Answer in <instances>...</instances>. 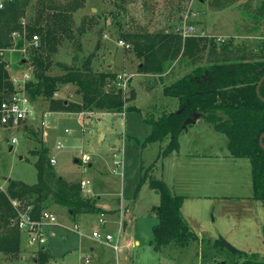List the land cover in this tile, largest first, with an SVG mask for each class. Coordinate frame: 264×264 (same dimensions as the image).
Instances as JSON below:
<instances>
[{
    "label": "rangeland",
    "instance_id": "rangeland-1",
    "mask_svg": "<svg viewBox=\"0 0 264 264\" xmlns=\"http://www.w3.org/2000/svg\"><path fill=\"white\" fill-rule=\"evenodd\" d=\"M220 1L125 0L122 10L113 0H84L83 7L73 13L75 25L79 24L83 16L90 15L96 16L98 24L82 35L79 51L74 49L73 43L63 42L52 56L53 63L70 65L73 55L78 51V65L92 55L93 70H110L116 75L126 74L130 77L129 88L132 87L135 92L134 99L127 102V105L136 107L138 111L89 114V117L84 112L67 114L53 111L50 118H43L42 113L48 109V102L33 100L32 105L37 112L35 119L1 134L0 188H5L7 180L34 184L37 180L34 167L36 156L31 153L40 150L42 146L48 156L55 159V164L50 165L55 176L76 184L81 180H88L90 192L80 188L81 194L87 197H94L95 194L100 197V203L115 208L112 211L116 214L115 218L111 214L104 216L106 213H103L104 225L99 226V230L103 236L111 233L118 252L105 241L91 236L92 226L98 224L99 214L78 216L76 220H71L64 208L50 205L46 210L54 215L55 222L43 223L41 226L45 244L29 245L26 242L30 246L26 248L23 238L27 234L24 232L25 234H21V256L14 264H32V256L41 247L51 253L52 258L48 264H80L87 254L90 256L87 264L241 262L242 258L230 254L223 246H215L214 241L219 238L236 250L261 260L264 253V210L246 200L250 186L249 163L246 159H233L227 149L226 137L215 132L210 124L184 135L180 140L178 163L187 172L190 184L187 191L192 195L226 197L221 199L223 203L217 200L213 205L197 196L185 201L184 206L188 207L187 213L189 211L191 215L185 222L195 234L196 241L185 248L166 246L155 251L151 243L152 227L157 223V218L152 207L158 205L159 196L145 183L135 192L139 173L142 174L139 171L140 165L143 174L147 171L156 179L161 178L163 165L164 178L167 182L172 178L173 163L170 162V157L159 156L169 138L161 144H146L142 149L135 143V139L141 142L150 133V126L143 122L144 118L155 119L163 112L169 114L177 111L176 100L162 94L160 83L167 84L188 72L192 67V60L174 61L172 69H167L168 73H163L161 78L142 75L137 71V58L131 51H124V44H119V36L130 30L178 33V30L182 31L189 24L195 28L193 36L214 37V42L218 38L223 39L222 43L229 39L240 43L257 37L264 38V20L256 22L252 18L258 0H233L231 5ZM209 48L207 45L202 50L203 62L208 56ZM20 54L16 49L3 52L10 74L19 75L25 70L18 64ZM59 72L58 66H52V74ZM129 88L127 86L126 94ZM54 98L75 103L81 101L71 85L60 86ZM40 119H43V126L39 124ZM65 129H69L71 133L65 134ZM99 136H102V140H99ZM12 138L15 143H11ZM59 141L63 144L61 149L56 148ZM135 144L140 150L134 149ZM187 148L204 152L208 157L202 160L193 158L191 154L185 155ZM115 151L122 156V167L116 173L112 171V153ZM82 154L89 156L88 164L92 166L82 164ZM154 160V166L149 168ZM128 212L129 215H126ZM224 212L226 224L220 219ZM233 215H240L241 220H233ZM75 225L79 232L74 230ZM133 236L138 242H133ZM203 238L204 241L200 243ZM92 246L99 248L96 251L97 257L92 256V251H89Z\"/></svg>",
    "mask_w": 264,
    "mask_h": 264
},
{
    "label": "trees",
    "instance_id": "trees-1",
    "mask_svg": "<svg viewBox=\"0 0 264 264\" xmlns=\"http://www.w3.org/2000/svg\"><path fill=\"white\" fill-rule=\"evenodd\" d=\"M2 2L0 52L25 48L18 64L32 74V79L25 84V92L31 102L45 100L48 102L47 111L67 114L138 111L136 107L127 105L134 99V89L129 88L128 84L126 94V91L117 88L116 73L93 70L92 55L87 56L80 65L77 64L82 35L98 24L96 16L90 15L83 16L75 25L73 13L83 7L84 0ZM113 2L118 3L119 9H124L125 0ZM220 2L231 5L233 0ZM254 9L252 18L256 22L264 20V0H258ZM34 35L39 39L36 48L28 46ZM119 37L124 51H131L137 58V71L142 75L161 78L167 69H172L174 61L192 60L188 72L167 84L160 83L162 94L176 100L178 111L169 114L163 112L155 119L144 118L143 122L150 126V133L142 142H137L140 148L149 143L161 144L169 138L159 156L169 155L177 149L178 136L185 124L198 117L226 137L227 149L233 159L248 161L250 197L261 201L264 207V149L259 145V138L264 133V38L257 37L240 43L229 39L217 45L214 37L182 38L179 33L168 31L130 30ZM66 41L73 43L74 49L78 50L73 55L72 64L53 63L52 56ZM207 45L210 48L203 62L202 50ZM6 65L7 61L0 56V101L14 93ZM52 66H58L60 72L52 74ZM262 78L258 96L256 87ZM63 85L72 86L75 94L81 98L80 103L54 98ZM31 155L36 156V182L28 185L7 180L5 188H0V264H14L20 259L22 232L18 228L19 213L28 211L32 218H36L50 205L64 208L71 220L81 215L104 213L97 206V198L81 194L79 183L54 175L48 152L42 146ZM156 160L149 168L154 166ZM141 171L137 189L145 183L159 196L158 205L152 208L157 218V223L152 227L153 249L158 251L166 246H189L197 238L180 213L185 197L173 192L162 179H156L147 171L143 174L142 167ZM214 244L223 246L219 239ZM237 257L242 261L233 264H264V253L261 260L240 251ZM50 258L48 250L41 247L32 256L31 263L48 264Z\"/></svg>",
    "mask_w": 264,
    "mask_h": 264
},
{
    "label": "built area",
    "instance_id": "built-area-1",
    "mask_svg": "<svg viewBox=\"0 0 264 264\" xmlns=\"http://www.w3.org/2000/svg\"><path fill=\"white\" fill-rule=\"evenodd\" d=\"M2 7H3V2L2 0H0V9ZM178 31L181 37L185 38V37L193 36L195 32V28L192 25L187 24L186 26L183 27L182 31L181 30ZM216 42L222 43L223 39L218 38ZM119 44H122V42L119 41ZM38 45H39L38 37L36 35L32 36L30 42L28 43V46L36 48ZM18 51L19 53L22 54L25 52V48ZM0 56H2L3 58L2 52H0ZM6 69L9 70L8 61H7ZM129 78L130 77H128L124 73L117 75L116 87L121 89L122 91H126ZM31 79H32V74L28 69L22 70L19 75H16L15 73L12 74L9 73V81L14 88V93L9 98L0 101V139H1V134L3 132H6L9 129H16L17 127L21 126L24 122L35 119L37 112L34 110L32 102L25 92V84ZM51 116H52V112H49L47 110H45L44 113H42L43 118H50ZM86 116H89V114ZM39 124L43 126L44 124L43 119H40ZM64 133L70 134L71 131L69 129H65ZM45 135L46 133L44 132L43 136ZM11 143H15V139L12 138ZM62 145H63L62 142L59 141L57 142L56 148L61 149ZM80 160L83 165H86L88 164L89 156L86 154H82ZM49 162L51 165H54L55 159L49 157ZM120 167H122V156L118 151H115L112 153V171L116 173L117 171H119ZM79 186L81 190L86 189L87 193L90 192L88 180H81L79 182ZM102 217L103 214H100L98 219L99 226L104 225V220L102 219ZM54 222H55V217L48 210L41 211L36 218H32L28 214V211H25L23 213H19L18 228L21 232H25L27 234V242L29 245H32L33 243H37L38 245H44L45 238L41 226L43 223L52 224ZM74 230L79 232L77 225L74 226ZM91 236L96 240L101 239L105 241L106 244L110 245L115 252H118V246L114 243V240L110 234L106 233L103 236L100 234L98 227H96L94 230H92ZM89 260H90V256L89 254H87L83 257L82 259L83 262L80 264H87Z\"/></svg>",
    "mask_w": 264,
    "mask_h": 264
},
{
    "label": "crops",
    "instance_id": "crops-1",
    "mask_svg": "<svg viewBox=\"0 0 264 264\" xmlns=\"http://www.w3.org/2000/svg\"><path fill=\"white\" fill-rule=\"evenodd\" d=\"M109 65H107L108 67ZM168 72L164 73V75H166ZM177 111H178V106H177ZM176 111V112H177ZM175 113V112H174ZM204 125H207V123H205L203 120L199 119L198 117H195L194 120H192L191 122H188L185 124V126L183 127L181 133L179 134L178 136V148L173 151L172 153H170V155H168L170 157V162L172 161L173 163V167H172V174H171V180L169 182H167V179L164 178V166L161 165V170H162V174H161V178L163 181H165V183L168 185V187L175 193H179V194H182L185 198L183 200V203H182V206L180 207V213H181V216L183 217V219L186 221L187 218H189L191 215L189 214V211L187 213V210H188V207L186 208L184 205H185V201L187 200H190L189 198H192L194 196H197L199 198H202V199H205L207 200L210 205H213V203L217 202V200H219V203H223L224 201L221 200V199H224L226 197H216L214 195H206V194H202V195H192V193H189L187 191V188H189L190 184H188L189 180H188V177H187V172L185 170V167H183L180 163H178V161H180V153H181V143H180V140L181 138L186 135V134H190V133H194L196 131H199L201 129H203ZM99 140H102V136H99ZM137 142H140L139 140L135 139V143ZM142 142V141H141ZM138 144V143H137ZM135 144V148L134 149H138L140 150V148L138 147V145ZM193 148V147H192ZM195 149V148H193ZM191 156L195 159L196 158H199V159H207V155L204 153V152H198V151H193L191 150V148H187L186 150V154L185 155H188V156ZM88 166H92V164H88ZM139 171H141V165L139 167ZM139 176H140V173H139ZM163 176V178H162ZM249 178H250V166H249ZM139 183V181H138ZM137 183V185H138ZM250 184V183H249ZM137 185L135 186V192L137 190ZM251 184L249 186V193H248V196L246 198V200H249V202H251V205H254L255 207H260V208H263L264 210V207H263V204L261 203V201H257V200H252L251 199ZM94 197L97 198V206L102 209L104 211V213H106L104 216H107L108 214H111L110 216H112L113 218H115L116 214H114L112 211L115 210L110 208L109 205L107 204H104V203H100L99 202V199L100 197H96V195L94 194ZM120 200L118 201V204H119ZM123 202V201H122ZM134 207V204L132 205ZM154 206H157V205H154ZM153 206V207H154ZM119 207V205H118ZM152 207V208H153ZM220 207V206H219ZM109 211H111L112 213H109ZM131 214L133 213L132 211L130 212ZM87 215V214H86ZM126 215H129V212L126 214ZM83 216V215H81ZM225 216H226V213L224 212L221 216H220V219H222L221 221H223L225 224H226V220H225ZM80 218V216H79ZM134 218V217H133ZM219 219V218H218ZM217 220V219H216ZM233 220H236V221H240L241 220V216L240 215H233ZM96 227H98V230H99V225L98 224H94L92 226V230H94ZM101 231V230H99ZM198 232V231H197ZM231 232V230L229 231ZM101 233V232H100ZM109 233V232H108ZM22 234H25L24 232H22ZM111 234V233H110ZM134 240L133 242H138L136 240V237L133 236ZM209 239H213V238H209ZM24 242H25V247H30L28 246V242H27V235L25 238H23ZM199 241V240H198ZM202 241H204V238L202 240H200V243H202ZM209 241V240H208ZM27 242V243H26ZM209 243H211V241H209ZM199 244V242H198ZM45 248V247H43ZM99 248H96V247H90L89 248V251L91 252L92 251V256L94 257H97V253L96 251H98ZM50 256H51V253L50 251L48 250ZM52 258V256H51Z\"/></svg>",
    "mask_w": 264,
    "mask_h": 264
},
{
    "label": "water",
    "instance_id": "water-1",
    "mask_svg": "<svg viewBox=\"0 0 264 264\" xmlns=\"http://www.w3.org/2000/svg\"><path fill=\"white\" fill-rule=\"evenodd\" d=\"M263 78L259 81V83L257 84L256 87V94L259 96V86L262 82ZM264 137V133L261 135V137L259 138V145L262 149H264V144L262 143V139ZM11 149V148H9ZM77 160H75L76 162ZM219 241L222 243L223 247L232 255H237L239 253L238 250H236L235 248H233L231 245H229L225 240H223L222 238H219ZM219 264H225L224 262H220Z\"/></svg>",
    "mask_w": 264,
    "mask_h": 264
}]
</instances>
